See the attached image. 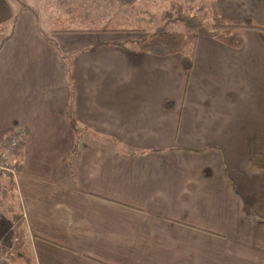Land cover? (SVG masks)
I'll return each mask as SVG.
<instances>
[{
	"label": "crops",
	"instance_id": "1",
	"mask_svg": "<svg viewBox=\"0 0 264 264\" xmlns=\"http://www.w3.org/2000/svg\"><path fill=\"white\" fill-rule=\"evenodd\" d=\"M217 2L264 27V0ZM130 5L0 0V132L25 134L17 179L0 175V238L9 224L18 235L9 264H264V33L238 50L200 37L189 75L180 56L123 47L135 30L51 34L67 87L31 12L51 33L57 20L89 31ZM18 10L33 28L21 38ZM21 40L34 45L24 64ZM49 61L61 99L47 97Z\"/></svg>",
	"mask_w": 264,
	"mask_h": 264
},
{
	"label": "rangeland",
	"instance_id": "2",
	"mask_svg": "<svg viewBox=\"0 0 264 264\" xmlns=\"http://www.w3.org/2000/svg\"><path fill=\"white\" fill-rule=\"evenodd\" d=\"M138 1L136 0L133 4L130 5V6L133 5L134 7L128 10L127 16L125 19H123V21L120 18H115L110 21L113 24L115 23L120 24L118 27L121 28V32L119 33H122V34L123 33L125 34L133 30L141 29L140 31L136 32V38L139 39L138 41L137 39H135L136 41L132 40V42L129 41L128 43L121 44L123 47L129 46L128 48H130L131 50H138V44H140L141 40L144 41V40L149 39L156 32V30L162 24L161 18L166 12H168L171 4L175 3L178 5H181L186 11L189 12L190 16L194 17L197 21L201 22V26L199 27L197 32L200 33L202 37L212 34V32H210L207 29V27L208 28L210 27L214 18L221 16L220 11H218L216 8V5L218 3L217 0H140V2ZM19 6L20 8H22L21 5ZM74 6H77L75 7L76 9H74L75 10L74 12H76L77 14H80V16L83 17V11L80 5H78V3H75ZM31 14L36 21V25H35L36 28H38V30L40 31L41 37L45 41L41 44L43 49H45L47 45L48 46L54 45L58 49V45L51 39L52 33L49 32L45 28V26L43 25L41 26L38 23L37 15L35 14V12L32 11ZM73 15H76V14L73 13ZM19 18H20V10L16 11V17L14 18L13 22L16 23L15 30L17 33V37L21 38L23 36L29 35L30 34L29 31L33 30V28L31 27L29 19H26L22 25L18 23ZM91 22L93 21H85V23L88 26H90ZM95 24H97V26L100 25L99 22H95ZM62 26L69 27V23H66L64 25L59 24L57 28L61 29ZM53 27H54V22H53ZM102 27H98V28H102ZM11 29H14V28H11ZM82 29H88V27L83 26ZM169 30L183 32L182 28H176V27H170ZM33 46L34 45L29 40L18 41L17 51H18L19 61L21 64L25 63L27 53L32 50ZM66 57L67 59L63 55V52L58 49V58L61 59L63 63L59 65L62 66L63 70L64 68H67L66 69V76H67L66 85L67 87H70L71 84H70L69 61H68L69 56L66 55ZM63 59H66V62H64ZM49 63L50 64L48 67H49L50 74H49V83L47 86V89H48L47 97L48 99H52L53 97H56V99H61L62 95L59 90V87H57L58 84L61 82L60 78L58 79V75L56 73L57 67L53 69L51 66V61H49ZM25 79H26L25 74L22 73L20 70H18V73H17V89L18 90L22 87L23 81ZM179 93H181V97H179ZM175 95H176L175 98H182L183 96L182 90L177 88ZM165 105L166 107H170L172 103L171 101L166 100ZM69 113H70V107L68 106V114ZM68 122H71L74 124V120L70 119V117H68ZM122 155L127 156V154H124V153H122ZM128 156H133V155L128 154ZM12 227H15V225L14 224L7 225V228H6V234L8 235L7 242L4 243L3 240L0 238V244L2 245L7 244L8 246H10L9 241L11 238V233L9 234V232ZM15 249L13 252H15Z\"/></svg>",
	"mask_w": 264,
	"mask_h": 264
},
{
	"label": "trees",
	"instance_id": "3",
	"mask_svg": "<svg viewBox=\"0 0 264 264\" xmlns=\"http://www.w3.org/2000/svg\"><path fill=\"white\" fill-rule=\"evenodd\" d=\"M122 3L133 4L136 0H118ZM162 24L156 32L147 40H141L138 44V51L150 54L157 58H167L172 56L181 57V67L189 75L194 66V58L198 40L201 36L197 32L201 22L190 16L181 5L171 4L168 12L161 18ZM116 22V20H115ZM59 24L64 25L57 20L54 22L52 34L60 33H119L121 28L119 24L109 22L102 28H95L89 31H80L63 27L58 29ZM170 27L182 28L183 32L171 31ZM207 29L212 32L211 36L220 44L234 50L242 47V36L246 31H255L264 33V27L257 25L251 18L244 17L239 22H233L220 16L214 18L212 24ZM135 30L134 33L140 31ZM143 31V30H142ZM132 32V31H131ZM139 39H137L138 41ZM136 41V40H135ZM8 132H0V146L4 143Z\"/></svg>",
	"mask_w": 264,
	"mask_h": 264
},
{
	"label": "built area",
	"instance_id": "4",
	"mask_svg": "<svg viewBox=\"0 0 264 264\" xmlns=\"http://www.w3.org/2000/svg\"><path fill=\"white\" fill-rule=\"evenodd\" d=\"M25 140L24 134L18 129H11L5 137L4 143L0 146V175H8L14 181L19 175V167L14 163L11 156L20 149ZM16 226V225H15ZM10 246L0 244V264H9L10 257L13 254L14 246L18 243V235L15 227H12Z\"/></svg>",
	"mask_w": 264,
	"mask_h": 264
},
{
	"label": "bare ground",
	"instance_id": "5",
	"mask_svg": "<svg viewBox=\"0 0 264 264\" xmlns=\"http://www.w3.org/2000/svg\"><path fill=\"white\" fill-rule=\"evenodd\" d=\"M22 132V131H21ZM23 134H24V132H22ZM24 136H25V134H24ZM16 153H18V151L16 152ZM16 153L13 155V156H11V158L14 160V158L16 157ZM8 176V175H7ZM10 177V176H9Z\"/></svg>",
	"mask_w": 264,
	"mask_h": 264
}]
</instances>
